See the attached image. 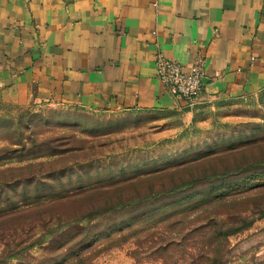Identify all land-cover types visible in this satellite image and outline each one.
Segmentation results:
<instances>
[{
    "label": "rangeland",
    "instance_id": "rangeland-1",
    "mask_svg": "<svg viewBox=\"0 0 264 264\" xmlns=\"http://www.w3.org/2000/svg\"><path fill=\"white\" fill-rule=\"evenodd\" d=\"M188 108L0 105V264H264V89Z\"/></svg>",
    "mask_w": 264,
    "mask_h": 264
},
{
    "label": "crops",
    "instance_id": "crops-1",
    "mask_svg": "<svg viewBox=\"0 0 264 264\" xmlns=\"http://www.w3.org/2000/svg\"><path fill=\"white\" fill-rule=\"evenodd\" d=\"M205 58L201 103L264 89V0H0V105L190 112L156 52Z\"/></svg>",
    "mask_w": 264,
    "mask_h": 264
},
{
    "label": "built area",
    "instance_id": "built-area-1",
    "mask_svg": "<svg viewBox=\"0 0 264 264\" xmlns=\"http://www.w3.org/2000/svg\"><path fill=\"white\" fill-rule=\"evenodd\" d=\"M205 58L196 56L189 68L170 57L156 52L153 58L155 75L160 79L166 91L183 100L185 105L193 107L199 102L204 75Z\"/></svg>",
    "mask_w": 264,
    "mask_h": 264
},
{
    "label": "trees",
    "instance_id": "trees-1",
    "mask_svg": "<svg viewBox=\"0 0 264 264\" xmlns=\"http://www.w3.org/2000/svg\"><path fill=\"white\" fill-rule=\"evenodd\" d=\"M264 164V159H259V160H255L253 162L250 163V167H253V166H256V165H262ZM242 170V166H236L235 168H233L232 170H229V171H223V172H214V173H210L208 175H206L205 177L206 178H209V179H214L215 177H222V176H226L232 172H238ZM197 180V178H194V179H190L188 181H185L183 183H180L178 185H176L175 187L169 189L168 191H175V190H180V189H183L185 187H188L190 185H192L195 181ZM259 184L258 186L260 185H263L264 187V183H257ZM155 194H159V192L155 193ZM133 202L132 203H136V202H139L140 200L139 199H135V200H132ZM123 205L121 204H117L116 207H122ZM212 227V230H214L213 228V225L211 226ZM215 232V235L220 236H226L228 233H232L231 231H228V230H222V229H219V230H215L213 231V233Z\"/></svg>",
    "mask_w": 264,
    "mask_h": 264
}]
</instances>
